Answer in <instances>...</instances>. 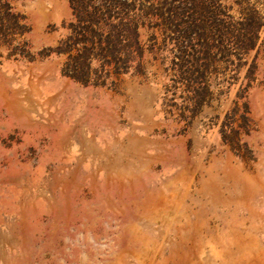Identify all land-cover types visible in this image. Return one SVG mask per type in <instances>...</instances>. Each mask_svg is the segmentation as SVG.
Here are the masks:
<instances>
[{"label": "rangeland", "instance_id": "rangeland-1", "mask_svg": "<svg viewBox=\"0 0 264 264\" xmlns=\"http://www.w3.org/2000/svg\"><path fill=\"white\" fill-rule=\"evenodd\" d=\"M5 1L0 264H264V0L189 11L188 37L172 0L112 10L95 30L136 17L143 54L105 83L101 58L66 74L70 0Z\"/></svg>", "mask_w": 264, "mask_h": 264}, {"label": "trees", "instance_id": "trees-1", "mask_svg": "<svg viewBox=\"0 0 264 264\" xmlns=\"http://www.w3.org/2000/svg\"><path fill=\"white\" fill-rule=\"evenodd\" d=\"M70 1L76 20L70 23V33L61 41L62 47H64L61 48V51L70 53L66 62V74L79 81L88 82L93 58H101L103 60L101 78H104L103 82L105 83L110 76V71L106 69V66H113L114 72L117 75L127 72L128 65L132 60L130 53L133 47L139 50L142 57L143 53L141 52L139 41L141 25L136 17L127 22L111 21L110 23H106L113 28V31L107 34L95 30L100 28L103 20H112L113 15L110 14L112 10L123 11L125 8L130 7L134 9V0L131 3L126 0L106 1L105 5L98 6L92 5L89 0ZM176 1L172 0L170 2L165 23L168 26H174L175 29L182 28L184 37H188L194 30L200 27L195 19L193 21L190 19L187 14L189 11L193 13L194 17L206 14L211 20L215 22L220 21L219 16L222 11L219 6L221 0H185L189 4V7L181 9H179V6H175L174 3ZM0 7L3 9L2 16L0 17V32L4 33L12 28L14 30L20 27L14 14L9 11L11 9L9 3L5 0H0ZM257 13L256 10H252V20ZM102 15H106V17H102ZM12 19L15 21L12 22ZM3 20H6L5 24H3ZM249 29L253 30L255 37L258 36V28L249 25ZM199 36L204 37L205 34L200 33ZM252 42L253 39H251ZM74 50L76 52L74 54L71 53Z\"/></svg>", "mask_w": 264, "mask_h": 264}]
</instances>
